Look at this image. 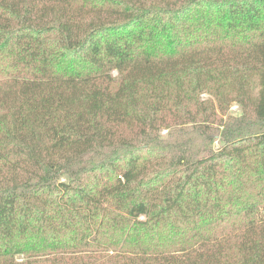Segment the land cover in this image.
Masks as SVG:
<instances>
[{"label":"trees","instance_id":"1","mask_svg":"<svg viewBox=\"0 0 264 264\" xmlns=\"http://www.w3.org/2000/svg\"><path fill=\"white\" fill-rule=\"evenodd\" d=\"M0 264H264V0H0Z\"/></svg>","mask_w":264,"mask_h":264},{"label":"rangeland","instance_id":"2","mask_svg":"<svg viewBox=\"0 0 264 264\" xmlns=\"http://www.w3.org/2000/svg\"><path fill=\"white\" fill-rule=\"evenodd\" d=\"M231 111L239 114V112H240L239 105L238 104H233L232 107H231Z\"/></svg>","mask_w":264,"mask_h":264}]
</instances>
